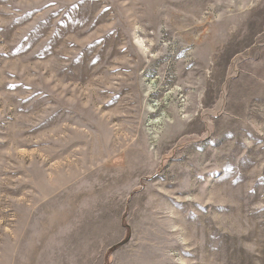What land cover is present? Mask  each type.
Listing matches in <instances>:
<instances>
[{
	"label": "rangeland",
	"instance_id": "1",
	"mask_svg": "<svg viewBox=\"0 0 264 264\" xmlns=\"http://www.w3.org/2000/svg\"><path fill=\"white\" fill-rule=\"evenodd\" d=\"M0 264H264V0H0Z\"/></svg>",
	"mask_w": 264,
	"mask_h": 264
},
{
	"label": "bare ground",
	"instance_id": "2",
	"mask_svg": "<svg viewBox=\"0 0 264 264\" xmlns=\"http://www.w3.org/2000/svg\"><path fill=\"white\" fill-rule=\"evenodd\" d=\"M159 88V87H158Z\"/></svg>",
	"mask_w": 264,
	"mask_h": 264
}]
</instances>
